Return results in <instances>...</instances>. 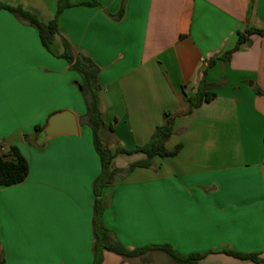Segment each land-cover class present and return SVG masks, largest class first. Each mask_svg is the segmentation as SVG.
<instances>
[{
    "label": "crops",
    "instance_id": "0c3cea01",
    "mask_svg": "<svg viewBox=\"0 0 264 264\" xmlns=\"http://www.w3.org/2000/svg\"><path fill=\"white\" fill-rule=\"evenodd\" d=\"M23 5L44 22L58 0H0ZM59 17L57 53L66 39L99 67L103 129L110 148L149 142L166 112L175 115L169 150L151 167L118 174L102 190L103 222L128 249L169 244L183 254L208 252L199 264H259L264 258V37L253 34L228 62L207 70L216 97L191 114L207 62L234 48L239 32L264 28V0H70ZM122 16H118L121 9ZM71 63L43 45L39 30L0 10V144L14 132L28 177L0 186V264H93L94 182L101 172L87 111ZM73 112L77 134L36 139L50 117ZM14 145V144H13ZM132 162L143 153L120 154ZM9 158H12L10 156ZM162 262H149L155 255ZM101 264H178L161 251Z\"/></svg>",
    "mask_w": 264,
    "mask_h": 264
},
{
    "label": "trees",
    "instance_id": "16d2710c",
    "mask_svg": "<svg viewBox=\"0 0 264 264\" xmlns=\"http://www.w3.org/2000/svg\"><path fill=\"white\" fill-rule=\"evenodd\" d=\"M87 4L93 5L94 3L89 2ZM72 5L73 3L70 0H58L56 15L49 22H44L36 12L23 5H11L0 1V10L9 11L22 21L36 27L39 30L41 41L45 48L52 54L63 57L71 63V67L78 70L83 77V91H85V87L89 91V95L86 96L87 111L82 117L81 122L92 129L94 144L101 161V172L94 182V192L97 199L93 219L96 238L95 259L93 264H101L103 262L105 251L116 253L124 258H136L144 256L149 252L161 251L168 254L178 264H199V262L207 256L209 251L183 254L169 244L128 249L112 235L111 231L106 228L103 222V212L107 207V203L101 197L102 190L114 182L116 175L123 172L126 175L137 167H151L153 165V159L157 156H175L179 153L181 146H177L172 150L166 147L167 141L174 134L177 115L166 112L163 124L156 128L149 142L137 146L134 149L118 147L113 151L108 144L104 143L101 132L106 127V123L101 109L102 87L98 80L99 67L91 58L84 55H75L71 44L66 39H63L64 51L62 53H57L55 49V39L59 33V17L66 8ZM123 13L124 9L122 8L118 16H122ZM253 34L264 37V28L252 27L245 32H239V38L234 48L226 51L222 55L213 56L208 60L203 79L196 93L187 96L188 108L182 114H191L195 109L216 97V93L211 90V85L207 82L206 74L208 68L213 66L218 60H223L225 62L230 61L233 54L241 50L242 44ZM41 129L42 127H37V130ZM0 147L5 148V151L0 153V186H10L24 181L28 177L30 170L28 159L21 153L15 144L7 146L1 143ZM138 153H143L146 157L132 162L126 170L114 166V160L118 155H133ZM10 156H12V158H9ZM224 252L235 258L252 260L256 263L264 264V258L261 257L260 253H243L233 249H225Z\"/></svg>",
    "mask_w": 264,
    "mask_h": 264
},
{
    "label": "water",
    "instance_id": "95a60500",
    "mask_svg": "<svg viewBox=\"0 0 264 264\" xmlns=\"http://www.w3.org/2000/svg\"><path fill=\"white\" fill-rule=\"evenodd\" d=\"M78 131L79 125L76 115L69 110H65L53 114L47 125L37 132L36 139L46 144L53 136L59 134H77ZM15 143H23V136L19 131L14 132L4 141V145L7 146Z\"/></svg>",
    "mask_w": 264,
    "mask_h": 264
},
{
    "label": "rangeland",
    "instance_id": "374dc122",
    "mask_svg": "<svg viewBox=\"0 0 264 264\" xmlns=\"http://www.w3.org/2000/svg\"><path fill=\"white\" fill-rule=\"evenodd\" d=\"M91 2H93L94 4L93 5H96L97 4V0H91ZM75 53V52H74ZM75 55H77L76 53H75ZM71 70L76 74V75H79V79L78 80H76V82H75V86L77 87V89L80 91V93L82 94V96H83V99H84V101H85V104H86V96H88L89 95V91L87 90V88L85 87V91H83V85H84V80H83V77H82V75H81V73L78 71V70H76V69H74V68H72L71 67ZM101 135H102V138H103V140H104V143L105 144H108L109 145V141L107 140V138H106V136H105V132H104V130L101 132ZM122 158V161L120 160V163L118 162V164H124V163H127L128 161V163H132V157H130V156H124V157H121ZM134 162V161H133ZM130 163V164H131ZM129 164V165H130ZM129 165H127L126 166V168H128V166ZM126 168H124L125 170H126ZM122 176H123V174H124V172L123 173H120ZM167 255H165V254H162V253H158L157 255H155L154 256V258H152V260L150 259V260H146V261H149V262H154V263H157V262H162V261H164L167 257H166Z\"/></svg>",
    "mask_w": 264,
    "mask_h": 264
},
{
    "label": "built area",
    "instance_id": "2783aa9c",
    "mask_svg": "<svg viewBox=\"0 0 264 264\" xmlns=\"http://www.w3.org/2000/svg\"><path fill=\"white\" fill-rule=\"evenodd\" d=\"M5 148L4 147H0V153L4 152Z\"/></svg>",
    "mask_w": 264,
    "mask_h": 264
}]
</instances>
